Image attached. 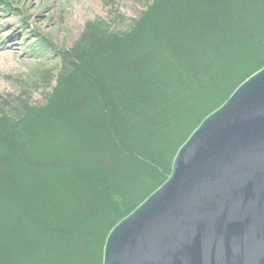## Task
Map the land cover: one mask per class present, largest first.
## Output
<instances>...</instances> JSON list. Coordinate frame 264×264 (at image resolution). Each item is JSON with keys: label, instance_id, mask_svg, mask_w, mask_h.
<instances>
[{"label": "trees", "instance_id": "1", "mask_svg": "<svg viewBox=\"0 0 264 264\" xmlns=\"http://www.w3.org/2000/svg\"><path fill=\"white\" fill-rule=\"evenodd\" d=\"M56 57L44 103L1 99L0 264H101L114 224L264 66V0H149L125 30L86 22Z\"/></svg>", "mask_w": 264, "mask_h": 264}, {"label": "water", "instance_id": "2", "mask_svg": "<svg viewBox=\"0 0 264 264\" xmlns=\"http://www.w3.org/2000/svg\"><path fill=\"white\" fill-rule=\"evenodd\" d=\"M101 264H264V66L202 118Z\"/></svg>", "mask_w": 264, "mask_h": 264}, {"label": "rangeland", "instance_id": "3", "mask_svg": "<svg viewBox=\"0 0 264 264\" xmlns=\"http://www.w3.org/2000/svg\"><path fill=\"white\" fill-rule=\"evenodd\" d=\"M148 2L0 0V110L1 99L9 97H27L33 104L45 102L55 83L47 73L55 75L59 67L57 50L78 42L86 22L101 20L111 30L122 31Z\"/></svg>", "mask_w": 264, "mask_h": 264}, {"label": "bare ground", "instance_id": "4", "mask_svg": "<svg viewBox=\"0 0 264 264\" xmlns=\"http://www.w3.org/2000/svg\"><path fill=\"white\" fill-rule=\"evenodd\" d=\"M2 31H3V29H0V32H2ZM8 37H14V36H13L12 34H10ZM8 48H9V47H8ZM12 48H13V47H10L9 49H12ZM199 123H200V122H199ZM199 123H198V124H199ZM195 128H196V127H195ZM195 128H194V129H195ZM194 129H193V130H194ZM193 130H192V131H193ZM192 131H191V132H192ZM191 132H190V133H191ZM176 151H177V150H176ZM175 153H176V152H175ZM174 155H175V154H174Z\"/></svg>", "mask_w": 264, "mask_h": 264}]
</instances>
